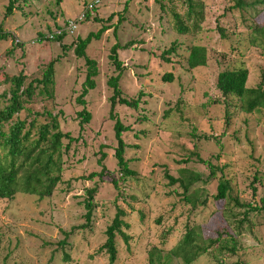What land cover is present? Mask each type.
<instances>
[{"label":"rangeland","instance_id":"rangeland-1","mask_svg":"<svg viewBox=\"0 0 264 264\" xmlns=\"http://www.w3.org/2000/svg\"><path fill=\"white\" fill-rule=\"evenodd\" d=\"M10 1L0 0V29L11 35L0 40V107L10 88L4 76L22 72L28 78L37 77L47 62L58 57L53 102L36 99L31 108L58 114L61 132L77 141L63 156L62 181L50 197L18 193L12 200H0V264H109L108 256L98 249L117 208L126 212L129 239L124 242L118 238L115 264H148V251L152 247L164 252L173 248L187 223L200 225L205 238H217L227 229L220 215L223 203L212 198L217 180L207 179V166L193 153L234 180L238 202L264 198L263 118L255 112H241L237 100L221 97L215 88L218 72L239 65L247 70V88L258 84L264 88V55L256 41L249 44L248 29L253 24L264 25V4L255 5V17L251 11L228 10L232 0H200V31L178 35L171 28L169 11L183 12L180 0L160 1L167 7L165 12L154 0H100L95 18L104 20L112 15L111 20L103 24L90 18L77 23L73 34L63 36L61 43L67 48L62 51L59 43L40 37L50 36L56 26L74 19L87 0H13L6 15ZM102 25L107 29L85 51L96 62L98 74L82 106L76 97L84 79L83 61L69 46L76 37L84 38ZM173 41L178 43L176 56L164 63L160 53ZM114 44H128L117 50L123 65L118 83L122 96L134 99L142 93L136 110L119 105L113 109L122 125L130 126L122 140L129 146L124 158L134 172L133 177L120 182L119 189L109 182L110 177H119L112 158L115 140L106 86L107 78L114 75L107 59ZM193 44L205 48L206 63L189 70L184 60ZM167 72L172 81L162 83L160 77ZM82 107L90 120L80 129L76 112ZM137 117L143 119L136 122ZM101 154L108 173L103 180L87 179L91 172H99ZM183 169L201 178L191 188V192L197 191L191 197L197 203L208 197L205 206L193 209L183 201L180 186L170 185L164 176L179 178ZM93 187L97 188L94 212L86 227L85 190ZM230 207L237 215L227 221L232 226L245 209L234 204ZM249 219L250 228L244 227L235 255L213 249L193 264H264V214H251ZM228 230L233 234V229ZM170 264L183 263L173 259Z\"/></svg>","mask_w":264,"mask_h":264},{"label":"trees","instance_id":"trees-1","mask_svg":"<svg viewBox=\"0 0 264 264\" xmlns=\"http://www.w3.org/2000/svg\"><path fill=\"white\" fill-rule=\"evenodd\" d=\"M159 5V9L165 12L167 7L160 1L154 0ZM172 2V0H167ZM233 4L228 10H238L240 13L251 11L257 17L258 12L255 10L256 4H264V0H232ZM14 1H10L6 7V15H9ZM57 3V2H56ZM180 4L184 7V11L179 13L174 9H170L171 28L178 35L195 33L200 31V24L203 20V4L200 0H180ZM93 17V18H92ZM87 19L98 23H107L111 20L112 15L106 19H98L95 16ZM84 20V21H85ZM66 21V20H65ZM65 21L61 26H56L50 35L51 37H40L51 42L59 43V47L64 51L65 47L61 41L67 33L64 31ZM107 27L102 25L96 32H89L84 38H75V41L69 46L73 48L74 55L82 59L84 66V79L81 84V90L76 101L79 105H84V97L88 91L95 87L94 78L98 74L96 62L87 57L85 51L92 40L97 39ZM250 34V45L253 46L255 41L259 44L264 55V25L253 24L248 27ZM59 31V34H56ZM219 37L223 38L222 30L217 29ZM11 37L10 33L3 32L0 29V40H6ZM16 45V44H15ZM20 46V45H17ZM128 44L120 46L114 44L109 48L107 56L109 64L113 68L114 75L106 80V86L110 90L108 102L109 119L113 120V137L115 146L112 149V158L115 161L116 173L119 176L110 177L109 182L113 184L115 189H119L120 182L127 181L128 178L134 176V172L129 168V161L124 158L125 149L129 146L122 140V135L130 131V126H124L113 115V109L116 105L136 110L140 103L142 93L138 92L136 98H125L122 96L119 80L122 73L123 65L117 57L118 49H125ZM178 48L177 41H173L170 46L162 50L159 58L164 62H170L172 56H176ZM58 60L56 57L47 62L37 77L28 78L22 72L13 76H4V82L10 84L7 93L3 95L4 105L0 107V200H12L18 193L27 195H35L40 199L50 197L58 184L62 181L61 172L63 167V156L67 154L70 144L77 141L70 134L63 133L59 129L57 122L58 114L43 109L42 112L32 110L31 105L36 99L54 100V64ZM184 63L187 69L192 70L197 67L204 66L206 63L205 48L199 45H190L187 48V55ZM247 79V70L241 65L231 68H224L216 75L215 88L221 97H232L238 101V109L245 113H257L263 118L264 125V88L261 84L253 88H247L245 82ZM162 83L172 81L170 73H163L160 77ZM24 114L21 118L20 115ZM76 118L80 129L83 124H87L90 120V114L82 107L76 112ZM42 120V122L39 121ZM140 117L136 118V122L141 121ZM65 141V142H64ZM196 160L207 166L208 180L216 179V194L212 196L214 201L223 203L220 209V215L227 223V229L224 233H218L217 238H205L201 233L200 225L196 223H187L184 233L177 244L170 250L164 252L162 249L152 247L148 251V264H170L173 259H179L183 264H193L199 257L210 253L216 249L219 254L235 255L238 250V238L242 235L244 227L250 228V215L261 216L264 214V198H260L258 202L254 200L242 204L234 196V180L226 177L223 171L215 168L209 162L202 160L196 153L192 154ZM104 156L100 155L97 163L100 167L99 172H91L87 179L92 180L97 177L103 180L108 173L102 164ZM218 172V176L217 175ZM181 177L173 178L164 174L170 185L178 184L182 189L183 201L191 204L193 209L197 206H205L208 197L199 203L193 198L194 193L191 188L201 181V178L189 171L182 170ZM258 179L255 178V181ZM97 188H88L85 190L86 199L84 200L85 223L86 227L91 222L94 212V196ZM252 196H255L256 190L252 189ZM193 196V197H191ZM230 204L245 209L241 218L236 222H227L229 219H236L234 210ZM126 212L122 208H117L116 213L105 230V242L98 249V252L105 253L108 256L109 264H115L117 260V240L122 239L127 242L129 237L125 230L129 229L128 223L125 221ZM229 217V218H228ZM84 227V226H82ZM233 229V234L229 230ZM59 244H64L60 242Z\"/></svg>","mask_w":264,"mask_h":264},{"label":"built area","instance_id":"built-area-1","mask_svg":"<svg viewBox=\"0 0 264 264\" xmlns=\"http://www.w3.org/2000/svg\"><path fill=\"white\" fill-rule=\"evenodd\" d=\"M100 0H87L81 9L80 14H78L74 19H67L65 21L64 31L71 35L75 32L77 23L83 22L86 18V14L89 17L94 16V10L99 5ZM56 34H59V31H56ZM51 37V36H49Z\"/></svg>","mask_w":264,"mask_h":264}]
</instances>
